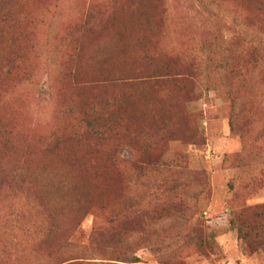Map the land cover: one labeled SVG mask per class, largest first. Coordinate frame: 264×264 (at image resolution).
<instances>
[{"label":"rangeland","instance_id":"1","mask_svg":"<svg viewBox=\"0 0 264 264\" xmlns=\"http://www.w3.org/2000/svg\"><path fill=\"white\" fill-rule=\"evenodd\" d=\"M254 3L0 0V264H264Z\"/></svg>","mask_w":264,"mask_h":264},{"label":"trees","instance_id":"2","mask_svg":"<svg viewBox=\"0 0 264 264\" xmlns=\"http://www.w3.org/2000/svg\"><path fill=\"white\" fill-rule=\"evenodd\" d=\"M251 9L255 10L259 14H264V0H255V3L251 5ZM264 51V44L261 42V52ZM264 53H261V69L264 67Z\"/></svg>","mask_w":264,"mask_h":264}]
</instances>
